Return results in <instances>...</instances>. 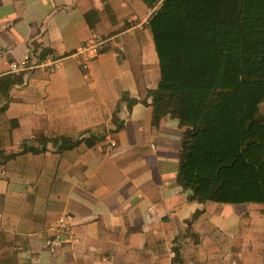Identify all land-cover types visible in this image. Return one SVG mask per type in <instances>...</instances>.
<instances>
[{
	"label": "crops",
	"instance_id": "0c3cea01",
	"mask_svg": "<svg viewBox=\"0 0 264 264\" xmlns=\"http://www.w3.org/2000/svg\"><path fill=\"white\" fill-rule=\"evenodd\" d=\"M150 12L141 0H0V264H264V204L197 203L176 183L183 127L152 124L142 103L158 79ZM125 19L96 56L77 52ZM89 135L102 137L38 140Z\"/></svg>",
	"mask_w": 264,
	"mask_h": 264
},
{
	"label": "trees",
	"instance_id": "16d2710c",
	"mask_svg": "<svg viewBox=\"0 0 264 264\" xmlns=\"http://www.w3.org/2000/svg\"><path fill=\"white\" fill-rule=\"evenodd\" d=\"M141 1L152 9L146 27L158 71L142 103L152 124L168 115L183 127L176 183L197 203L264 204V0ZM101 137L38 140L66 149Z\"/></svg>",
	"mask_w": 264,
	"mask_h": 264
},
{
	"label": "built area",
	"instance_id": "2783aa9c",
	"mask_svg": "<svg viewBox=\"0 0 264 264\" xmlns=\"http://www.w3.org/2000/svg\"><path fill=\"white\" fill-rule=\"evenodd\" d=\"M101 44V41L98 40H92L91 42L87 43V44H82L78 47L77 52L79 54H81L84 58V60L87 59H91L94 56H96V54L98 53V47ZM47 64L51 67L56 66V60L55 59H51L50 56H48V58L46 59ZM86 64L84 61L81 62V67L85 68ZM13 70H15L16 67H14L12 65L11 67ZM47 245L48 246H56L58 245V240L55 238L52 239H48L47 240Z\"/></svg>",
	"mask_w": 264,
	"mask_h": 264
},
{
	"label": "rangeland",
	"instance_id": "374dc122",
	"mask_svg": "<svg viewBox=\"0 0 264 264\" xmlns=\"http://www.w3.org/2000/svg\"><path fill=\"white\" fill-rule=\"evenodd\" d=\"M157 4H155L154 5V7L156 6ZM152 10V9H151ZM147 19V18H146ZM131 22L132 21H127L126 19L123 21V23H121L118 27H116L115 29H113V30H111L110 31V34L109 35H107V36H98L96 39L98 40V41H101V44L99 45V47L101 46L102 47V45H103V49L104 48H106V46H108V42H109V40H104L105 39V37H109V36H111V35H114V34H116L114 37L116 38V36L118 35V34H120V32H123V31H125V30H127L130 26H129V24H131ZM95 41V40H94ZM118 46V45H117ZM118 50H122L123 48H122V45L120 46H118V48H117Z\"/></svg>",
	"mask_w": 264,
	"mask_h": 264
}]
</instances>
